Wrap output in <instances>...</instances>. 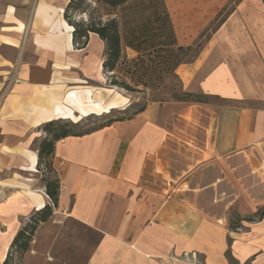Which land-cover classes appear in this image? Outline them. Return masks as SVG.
I'll use <instances>...</instances> for the list:
<instances>
[{"label": "crops", "instance_id": "crops-1", "mask_svg": "<svg viewBox=\"0 0 264 264\" xmlns=\"http://www.w3.org/2000/svg\"><path fill=\"white\" fill-rule=\"evenodd\" d=\"M68 1L0 0V89L6 95L0 127L7 141L0 144V169L32 177L0 181L6 189L0 264L29 217L49 204L35 174L37 151L28 146L40 137L14 138L47 122L78 123L124 105L119 93L105 101L97 88L84 86L103 81L105 44L95 34L84 47L73 44V30L63 20ZM164 1L183 47L197 40L227 2ZM176 73L184 90L221 102L204 106L209 120L200 123L201 139L170 130L163 120L170 104L151 102L131 118L54 144L55 213L96 238L84 264H264V219L233 231L224 215L201 206V193L222 182L231 184L250 213L264 205V106H245L264 103V0H241ZM209 170L214 178L205 182ZM202 176L193 188L199 194L180 191Z\"/></svg>", "mask_w": 264, "mask_h": 264}, {"label": "rangeland", "instance_id": "rangeland-1", "mask_svg": "<svg viewBox=\"0 0 264 264\" xmlns=\"http://www.w3.org/2000/svg\"><path fill=\"white\" fill-rule=\"evenodd\" d=\"M141 1V0H132L127 8H129L132 4ZM239 0H227L225 6L221 11L211 20V23L208 24L207 28L201 33V35L195 40L196 46H192V50L184 55V59L187 61L192 60L196 54L198 55L203 45L209 40L215 30L225 22V19L229 16L230 7L237 6L235 5ZM88 12L84 15H74L73 20L78 22H87L89 21L90 16L96 18L99 14H101L102 20L120 17L119 22L123 21L121 19V15H123V11L119 9L110 10L106 7L93 3V0L90 1L88 5ZM126 8V9H127ZM128 11V10H127ZM108 14V15H106ZM121 31L124 32V27H121ZM224 51L226 49H223ZM127 59H131L135 56L134 53L126 52ZM197 57V56H196ZM195 57V58H196ZM181 66V65H180ZM127 67V66H126ZM181 68V67H180ZM125 67L121 65L120 68L117 69L114 73H107L103 71V81L97 83L94 81H88L84 86H90L97 88L96 92H99V97L105 101L110 100L115 93H119L122 97V101L124 105L120 109H116L111 111L108 114L101 116H87L82 118L78 123H73L68 120H60L61 122L68 123L72 126V131L75 133L87 132L93 129L98 128L109 120L119 119L128 117L131 112L137 108L140 103H143L145 100H151L154 97L158 99H163L168 93L167 85H168V75L162 71V66L158 67L155 73L151 74L150 77L152 81L146 80V82H142V84L135 85L134 83L129 82L128 78L130 73H125ZM103 70V69H102ZM128 77V78H127ZM158 77V78H157ZM1 78V76H0ZM161 80H158V79ZM116 79V81L121 82H129V85L133 89L132 91L125 90L123 88L111 85V81ZM146 79V78H145ZM105 89H112L111 92H108ZM95 93V90L93 91ZM164 100V99H163ZM6 95H3V90L0 89V117L3 116V111H5V102ZM160 104H170L167 107V110L164 114V121H167L170 125V130H175L176 133L182 136H186L188 138L192 137V140L202 138V131L200 128L201 125L205 124L209 120V111L208 107L204 106H216L221 104L215 98L207 100L206 104H176V103H167V102H158ZM245 106H264V103H245ZM185 108V109H184ZM196 120V121H195ZM181 122H187L191 124V127L183 128L180 124ZM1 125V124H0ZM197 128H193V126ZM28 134L21 135L20 138H14L16 140L22 139L25 140L26 136L30 137H40L39 139L35 138L33 142L28 145L31 150H36L38 144L43 139L45 133L43 129L37 128L27 132ZM41 139V140H40ZM0 144L7 145V141L3 139V131L0 127ZM1 146V145H0ZM207 157V156H206ZM16 163L20 162V160H14ZM45 165L43 162V167L40 171L36 170V175H42L41 171L44 172ZM216 174L220 175L222 173L221 169L216 168ZM214 171V170H213ZM13 172V173H12ZM40 172V173H39ZM47 177H53L52 174H49L47 170H45ZM208 172V171H207ZM242 173L238 171V174ZM30 173H24L19 171L18 169H0V181L6 179H15L14 181L19 180L18 175L25 178H32L29 176ZM32 174V173H31ZM34 174V173H33ZM214 174L212 171L206 173V181L210 182L214 178ZM222 175V174H221ZM194 179L190 183H183L180 187V191L188 194H199L200 192H194V185L199 182V179ZM220 178V177H219ZM20 181V180H19ZM29 181V180H26ZM195 183V184H194ZM249 183V182H248ZM185 186L187 188L185 189ZM216 189V188H215ZM6 190V189H5ZM233 189L231 188V184H226V182H222L219 184V188L213 192L205 191L201 193L203 196V201L201 202V206L203 209L215 216H222L227 220V224L232 221L239 220L236 217H247L251 213L247 210L244 205V202L237 195H233ZM262 196L263 193H261ZM216 198L218 199V203H216ZM231 199H234L235 202L233 206H229ZM215 202V203H213ZM259 209V208H258ZM257 209V210H258ZM56 210V209H55ZM55 210L52 212L51 216L47 218L46 221L38 223L31 241L28 244V248L25 251H19L15 248H11L8 251L6 262L3 264H84L88 258L90 251L95 243V236L93 233L74 222L67 221L64 219V216L58 215L55 213ZM256 210V211H257ZM34 212L30 217H37ZM237 219V220H236Z\"/></svg>", "mask_w": 264, "mask_h": 264}, {"label": "trees", "instance_id": "trees-1", "mask_svg": "<svg viewBox=\"0 0 264 264\" xmlns=\"http://www.w3.org/2000/svg\"><path fill=\"white\" fill-rule=\"evenodd\" d=\"M91 0H69L64 8L63 20L72 31V42L76 47H84L87 44L90 34H95L105 44L104 60L102 69L107 73H114L123 65L125 73H130L129 82L142 84L146 80L152 81L150 75L155 73L158 67L168 75V93L165 98L158 99L153 96L151 100H145L134 109L128 117L109 120L101 126L112 121H121L131 118L143 112L151 102L185 103V104H206L212 97L200 93H192L183 89L181 81L176 73L177 68L186 63L192 62L195 57L187 61L184 55L192 50V46H179L175 37L171 18L169 16L164 0H141L127 8L132 0H93V3L106 7L110 10L119 9L123 11L120 17H113L102 20L99 14L96 18L90 16L87 22L73 20L74 15H84L88 12V5ZM237 1L235 5L240 3ZM127 8V9H126ZM128 10V11H127ZM234 10L230 7L229 14ZM108 15V14H106ZM223 23V22H222ZM124 27V32L121 27ZM126 49L131 50L135 56L127 59ZM127 66V67H126ZM146 78V79H145ZM158 78V77H157ZM158 80H161L160 78ZM129 82L111 81V85L123 88L128 91L133 89ZM99 126V127H101ZM45 133L38 144L36 170L40 171L45 165L44 172L41 171V182L44 185V193L49 204L36 211L37 217H31L13 238L10 249L15 248L25 251L32 239L33 233L40 222H44L51 216L57 207L59 195V182L52 167V154L55 142L69 136H77L91 132L75 133L72 126L61 121L47 122L42 126ZM94 130V129H93ZM47 170L53 177H47ZM40 173V172H39ZM228 223L229 229L237 231L243 223H255L264 219V205L255 213L247 217H236ZM227 252V257H228ZM7 259V257H6ZM6 260L4 261V263Z\"/></svg>", "mask_w": 264, "mask_h": 264}, {"label": "built area", "instance_id": "built-area-1", "mask_svg": "<svg viewBox=\"0 0 264 264\" xmlns=\"http://www.w3.org/2000/svg\"><path fill=\"white\" fill-rule=\"evenodd\" d=\"M187 186H185V189ZM5 200V189L0 186V202Z\"/></svg>", "mask_w": 264, "mask_h": 264}]
</instances>
